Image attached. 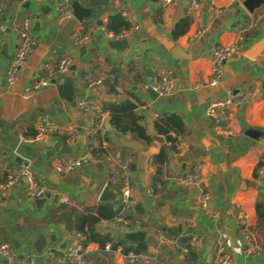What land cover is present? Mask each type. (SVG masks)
<instances>
[{
  "label": "crops",
  "instance_id": "crops-1",
  "mask_svg": "<svg viewBox=\"0 0 264 264\" xmlns=\"http://www.w3.org/2000/svg\"><path fill=\"white\" fill-rule=\"evenodd\" d=\"M243 1L171 0L160 9L156 0H69L80 5L87 17L60 21L55 10L58 0H0V184L26 164L50 195L42 196L38 206L28 198L26 180L21 179L0 189L7 200L0 206V241L9 243L17 257L32 255L34 264H76L64 251L79 244L87 264H126L124 255L129 251L153 257L136 264H211L219 247L231 253L232 264H264V171L257 170L264 155V45L254 57L248 56L264 42V5L248 12ZM121 4L139 29L123 38L126 46L112 48L113 39L100 26L121 16ZM24 19L35 46L13 84L7 85L16 31ZM184 19L187 26L176 36V25ZM76 30L86 36L82 45L73 43ZM230 44L238 45L244 56L226 60L218 84L209 85L213 49ZM63 56L73 58L74 70L71 66L66 73L52 75L48 85L24 99L21 93L29 82L47 77L44 63L56 64ZM162 72L171 74L174 92L153 97L148 85ZM64 83L72 85L70 101L57 91L56 86ZM228 98L221 109V125L230 133L222 135L206 109L212 100ZM86 99H95L105 109L133 103L151 139L121 133L110 120L104 138L87 133L94 118L78 106ZM44 115L63 126L74 125L79 138L70 142L63 132L44 141H24L35 134ZM170 116L180 120V130L172 127L166 134L169 141L152 139L151 132L166 136L158 132L156 123ZM102 141L105 149L93 152L87 165L66 173L54 170L56 158L79 156ZM130 141L138 143L135 149L127 145ZM71 146L76 147L66 151ZM162 150L167 158L161 163ZM107 152L117 161H130L133 207L121 203V180L117 171L109 172ZM193 171L199 175L197 181L186 193L179 191V178ZM105 187L115 198L99 199ZM200 193L208 195L209 207L218 218L198 208ZM60 194L68 197V203L59 201ZM106 206L128 222L104 223L108 218L100 211ZM240 209L249 215L253 249L238 226ZM76 223L94 239L83 244L85 236L79 232L82 238L75 237ZM136 231L144 233L142 241L127 237ZM40 236L44 245L37 250Z\"/></svg>",
  "mask_w": 264,
  "mask_h": 264
},
{
  "label": "built area",
  "instance_id": "built-area-1",
  "mask_svg": "<svg viewBox=\"0 0 264 264\" xmlns=\"http://www.w3.org/2000/svg\"><path fill=\"white\" fill-rule=\"evenodd\" d=\"M171 0H156L157 6L160 9H164ZM69 0H58L55 5V10L58 15V19L63 21L70 17H73L72 11L69 8ZM69 6V7H68ZM119 14L128 23V26L123 31L115 34L108 30V21L104 20L100 26L102 32L109 38L113 40L123 39L128 36L131 32L137 31L139 29V24L134 19V17L129 13V10L125 4H121L119 8ZM0 30H3L0 27ZM73 43L75 45H82L86 40V36H81L79 31L76 30L72 36ZM35 46V40L30 31V25L27 19H24L16 31V51L13 57L10 59L9 65L6 71V83L7 85H12L15 79L16 73L20 70L26 58L32 53ZM244 56L242 49L236 44L230 45H218L213 49L214 66L211 70V77L209 79V85H217L222 77V64L229 59H239ZM74 64L73 58L69 56H63L56 64L50 62L44 63V70L47 73V77L39 78L37 80L29 82L21 93L24 99L30 98L36 90L44 87L50 83V77L58 73H66L70 70L71 66ZM197 86H194L195 88ZM153 92L157 95H168L174 92V80L169 72H162L156 76L152 82L148 85ZM230 99L220 100L214 99L207 106V114L212 118L214 129L222 135H228L230 131L222 126L224 121V116L221 109L229 103ZM78 106L84 111L92 114L94 120L91 127L87 131L92 135H98L100 138L105 136V124L109 120V111L105 109L98 101L95 99H86L78 101ZM67 133L68 140L70 142H75L79 138V132L74 125L63 126L56 119L44 115L40 118L36 125V132L31 137H25L24 141L34 142V141H44L53 133ZM101 146L104 150L105 145L103 141L101 145L97 144L96 147ZM93 157V150L90 148L85 153L67 158H56L54 162V170L57 173L72 172L82 168L87 165L91 158ZM105 161L108 166L110 173L117 171L119 178L121 180V191L120 200L122 205L126 208L133 207L135 201L132 197L133 186L129 178V160L117 161L115 157L108 152L105 153ZM258 172L264 171V155L260 159L258 165ZM199 175L196 171L188 173L177 181L178 185L190 186L194 185L197 181ZM26 180V191L30 198L42 197L47 192V188L40 185L32 176L31 171L26 164H21L19 168L7 177V179L0 184V189H4L13 186L18 180ZM61 203H68V197L66 195L60 194L58 196ZM198 208L210 218H218V212L212 210L209 207V197L206 193H200L196 200ZM7 200L0 196V206H5ZM238 226L242 233L243 239L246 241L248 248L253 249V239L249 231L248 213L240 209L238 212ZM117 222H128L124 217L119 215H114L112 219L104 220V223L115 224ZM74 236L77 238H82L79 232H74ZM161 238L169 242L177 243L173 239H168L161 235ZM83 246L81 244L76 246H68L64 251V256L74 261L76 264H87L86 260L81 254ZM109 247V246H107ZM48 254L51 251H46ZM117 252L121 253V248H117ZM126 264H136L139 261H152L153 257L144 253H135L132 251L127 252L125 255ZM0 259L2 264H34V257L32 255H27L25 257H17L11 253V245L7 242L0 241ZM211 264H232V255L230 252L226 251L222 247H219L216 256L211 260Z\"/></svg>",
  "mask_w": 264,
  "mask_h": 264
},
{
  "label": "trees",
  "instance_id": "trees-1",
  "mask_svg": "<svg viewBox=\"0 0 264 264\" xmlns=\"http://www.w3.org/2000/svg\"><path fill=\"white\" fill-rule=\"evenodd\" d=\"M187 20H181L177 23L175 34L176 36L182 34L187 26ZM128 23L121 16H114L110 18V22L108 21V30L118 34L123 29H126ZM106 109L109 111V120L113 127L121 133H130L141 140L149 141L151 137L146 133L145 128L140 123V117L135 115L134 109L135 105L129 101H125L119 104L109 105ZM157 130L161 134H168L172 127L179 129L182 127L180 120L175 116L167 117L164 120H160L156 123ZM98 136V135H97ZM101 145V144H99ZM103 149L101 146L93 147V152H102ZM166 154L162 150L158 155L159 161L162 163L166 160ZM4 182V181H3ZM116 214V211L112 210L111 207L106 206L103 211H100V216L108 219H112V217ZM77 227H75L76 231L80 232L83 236H85V240L82 241L85 244V241L94 239L93 237H88L84 230L76 223ZM100 244L103 245V243Z\"/></svg>",
  "mask_w": 264,
  "mask_h": 264
},
{
  "label": "water",
  "instance_id": "water-1",
  "mask_svg": "<svg viewBox=\"0 0 264 264\" xmlns=\"http://www.w3.org/2000/svg\"><path fill=\"white\" fill-rule=\"evenodd\" d=\"M242 5L243 7L248 11V12H253L254 9H257L259 8L261 5H264V0H244L242 2ZM70 7H71V11H72V14L73 16L78 20V21H82L83 19H85L87 17V13L85 12V10L78 4H74V3H71L70 4ZM109 45L112 47V48H117L121 45H124L126 46V40L124 39H119V40H111L109 42ZM264 45V42H260L258 43L253 49L252 51L248 54V56L250 57H254L259 51L260 49L263 47ZM86 48L84 46L81 47V52L85 51ZM74 66H72V70H74ZM57 88V91L59 93V95L61 97H63L64 99L66 100H72V93H73V88H72V85L71 84H68V83H64V84H59L56 86ZM148 93L153 96V97H156L157 94L155 92H153L150 88H148ZM254 132L256 131H249V134H254ZM152 133V139L154 140H157L159 142H163L164 140L165 141H169L170 140V136L169 135H166L164 136V138L160 135H157L156 133ZM138 143L135 142V141H130L128 142V146L132 149H135L136 148V145ZM76 146H71V147H66L67 150H73ZM177 189L179 191H182L183 193H186L188 191V186H185V185H178L177 186ZM28 198H30L29 195H27ZM45 197H49L50 195L49 194H44ZM58 198V197H57ZM115 198V195L112 194L108 187H105L103 189V191L101 192V195L99 197V199L101 201H105L107 199H113ZM35 200L36 204L38 206H40V204H42V202L44 201L43 198L41 197H34L32 198ZM127 237L129 239H132V240H138V241H142L143 240V237H144V233L141 232V231H136V232H132V233H129L127 235ZM44 239H43V236H40L38 238V240L36 241L35 243V247L37 248V250H40V248L44 245Z\"/></svg>",
  "mask_w": 264,
  "mask_h": 264
},
{
  "label": "rangeland",
  "instance_id": "rangeland-1",
  "mask_svg": "<svg viewBox=\"0 0 264 264\" xmlns=\"http://www.w3.org/2000/svg\"><path fill=\"white\" fill-rule=\"evenodd\" d=\"M120 225H123V226H125L124 224H120ZM11 253H13L14 255H16L13 251H12V249H11ZM0 262H1V259H0Z\"/></svg>",
  "mask_w": 264,
  "mask_h": 264
}]
</instances>
